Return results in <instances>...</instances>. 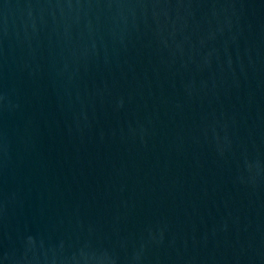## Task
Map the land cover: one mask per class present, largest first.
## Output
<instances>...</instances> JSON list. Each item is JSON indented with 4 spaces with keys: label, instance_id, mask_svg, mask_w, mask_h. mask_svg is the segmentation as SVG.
<instances>
[{
    "label": "water",
    "instance_id": "water-1",
    "mask_svg": "<svg viewBox=\"0 0 264 264\" xmlns=\"http://www.w3.org/2000/svg\"><path fill=\"white\" fill-rule=\"evenodd\" d=\"M0 264H264V0H0Z\"/></svg>",
    "mask_w": 264,
    "mask_h": 264
}]
</instances>
